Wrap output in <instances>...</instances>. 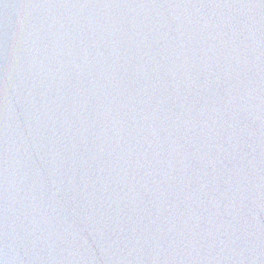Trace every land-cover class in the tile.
Masks as SVG:
<instances>
[{"label":"water","instance_id":"1","mask_svg":"<svg viewBox=\"0 0 264 264\" xmlns=\"http://www.w3.org/2000/svg\"><path fill=\"white\" fill-rule=\"evenodd\" d=\"M0 264H264V0H0Z\"/></svg>","mask_w":264,"mask_h":264}]
</instances>
